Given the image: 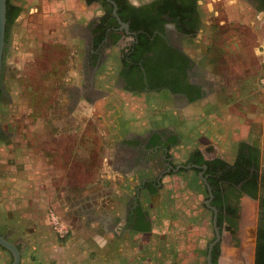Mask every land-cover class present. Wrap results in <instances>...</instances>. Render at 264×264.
Returning a JSON list of instances; mask_svg holds the SVG:
<instances>
[{"label": "crops", "instance_id": "1", "mask_svg": "<svg viewBox=\"0 0 264 264\" xmlns=\"http://www.w3.org/2000/svg\"><path fill=\"white\" fill-rule=\"evenodd\" d=\"M54 3L55 7L65 6V9L61 12V22L57 15H53L54 25L46 32V36H49L50 40L54 36H59L60 39L67 37L68 42L60 40L63 44H56L55 48L64 52L62 48L65 47V64L72 66L75 62L79 67L76 75L73 72L69 74L68 71L62 79L64 87L59 92L65 102L57 111L62 123L57 126L53 140L38 139V142L40 154L42 145L48 143L61 149L60 164L64 165V169L61 171V183L54 193L58 210L55 205L52 209L68 224L69 234L65 239H58L47 224L45 216L43 222L29 219L26 223L15 225L14 213L17 206L10 202L9 197L4 199L11 190L7 189L3 193L2 183L0 230H8L11 242L18 246V264H187L190 250L187 247L189 251L185 254L184 247L190 245V239L198 244L204 239L205 218H201L196 231L192 223L200 220L199 212L197 209L191 211L185 199L188 195L201 193L205 199L202 185L189 181L193 179L191 170L186 173L183 170L184 173L173 170L163 175L157 186L149 187L151 192L139 187L142 180L152 177L147 164L140 165L137 160L139 142L136 137H140L142 130L146 128V124L140 122L135 115L136 111L141 109V98L136 92L130 93L127 88L118 85L116 78L110 81L113 86L111 89L96 88L83 73L85 64L88 60L93 64L99 50L94 45L91 47L86 38L89 36L87 23L91 15L98 12L96 6H86L81 0L69 1L64 5H58L55 1ZM32 7L28 8L29 21L26 22L33 30L36 28L33 25L36 24H33L30 18L35 10ZM64 28L67 36L63 33ZM258 32L259 45L250 51L257 59L256 63L240 66L241 70L234 67L231 56H228L238 48L237 45L221 50L220 63L217 61L213 64L208 58L210 56L205 55L202 65L205 95L198 103L181 104L173 98L162 103L152 101L153 109L158 107L160 110L165 109L168 114L175 115V123L169 127V131L178 137L174 144L158 148V153L163 151L172 163L178 164L184 161L187 154L197 149L205 159L218 157L230 163L240 142L256 144L258 148H262L255 141H258V130L253 133L251 128L260 124L264 132V106L254 103L259 110L253 107L242 112L227 103L230 99L235 102L246 98L248 101L259 92L264 93V83L260 82V79L264 81V27ZM32 34L30 33L31 36ZM100 49L102 57L99 70L104 72L103 75L110 71L116 77L113 72L120 68L123 42L119 39L106 43ZM97 101H100L97 104L98 110L109 116V120L98 127L103 133L98 151L100 162L90 177H82L83 173H80V177L78 171L86 172L88 150L90 147L94 148L93 143L79 141L78 133H75V140H67L61 135L65 137L69 132L72 134L74 123H68V120L93 111ZM5 103L6 101H0V110ZM87 104L92 107L86 108ZM102 106L103 109H99ZM40 128L41 136L46 132ZM75 128L77 125L74 130ZM2 133L0 146L3 147L6 143L16 152L19 148L17 132L9 127V130ZM59 137L65 140H60ZM22 141L23 149H29L27 154L32 155L31 149L34 148L35 141H28V145L26 139ZM259 159H264L261 152ZM71 163L75 165L73 173L84 179V183L79 181V177L76 180L75 176H68V166ZM5 179L28 183L25 176L21 179L9 171L6 175L0 174V182ZM196 181L198 182V179ZM180 192L181 196L178 197ZM148 203L152 208L143 207ZM141 206L142 212L145 213L143 219L146 231L137 230L142 219L138 221V215L135 213ZM203 207L206 209L204 204ZM7 260L6 251L0 249V264H6Z\"/></svg>", "mask_w": 264, "mask_h": 264}, {"label": "rangeland", "instance_id": "2", "mask_svg": "<svg viewBox=\"0 0 264 264\" xmlns=\"http://www.w3.org/2000/svg\"><path fill=\"white\" fill-rule=\"evenodd\" d=\"M10 1L19 5L22 10L9 27L5 40L0 80L5 90V96L2 101H6V103L3 107L1 106L0 110V130L5 132L9 130V127L15 130L19 136L17 137L19 148L14 152L6 143L3 147L0 146V174L6 175L9 171V173H14L16 177L21 179L25 176L28 183L14 179H5L0 183H2L3 193L7 189L12 191V194H10L11 191H9L8 195L5 194L4 199L9 197L10 202L17 206L14 213L16 217L14 224L16 225L18 223H26L29 219L43 222V217L48 208H53L55 205L58 210L54 193H56L55 189L61 183V171L64 169V165L60 164L62 152L60 148L52 147L48 143L47 145H42L41 151L43 155L40 154L38 139L44 141L51 138L53 140L57 126L62 123L59 115H57V111L62 108L65 102L61 98L60 93L64 87V82H62L64 80L62 79L68 71L69 74L73 72L76 75L79 65L75 62L72 66L65 64L66 48H62L64 52L59 51V48H55L56 44L62 43L60 40L68 42L69 39L67 37L60 39L59 36H54L50 40L49 36H46V32L52 29L54 25V22H52L54 21L53 15H57L60 20L61 12L65 9V6L55 7L54 1L58 5H64V3L73 0ZM132 1L136 2L138 0ZM210 2L211 4L206 3L203 9V32L199 34L197 41H194L195 44L192 47L189 46L191 49L187 50L188 53L192 56L200 57L207 54L210 56L208 57L209 60L214 64L217 61L220 63L222 49L237 45L238 48L234 49L233 54L228 55L231 56L230 60L233 61L236 69L241 70L240 66L245 67V65L248 66L250 63H256L257 59L252 56L250 51L259 45L258 31L264 27V13L252 10L245 0H220L214 3L210 0ZM30 6L35 8L30 16L33 24H36L33 25L36 27L33 30L30 29L31 27L26 22L29 18L27 11ZM51 7L55 9L51 11L50 9H53ZM30 33H33L32 36ZM63 33L67 36L65 28ZM205 50L206 52H204ZM62 55L64 56L62 57ZM113 73L117 74L115 71ZM103 74L104 72L99 69L95 71V87L101 90L111 89L113 86H111L110 81H114L115 74L110 71H107L105 75ZM259 87L257 85V88ZM139 97L141 98L142 106L140 110L136 111L135 115L145 125L146 116L154 110L152 108L154 105L144 95H139ZM233 102L234 100L230 99L227 103H231V105L236 106L242 112L253 109V107L259 110V108H256L258 106H254V103L256 105L261 103L263 107L264 93L259 92L256 96L250 97L248 101L246 98H242ZM99 103L100 101H97L93 106V111L90 110L88 114L85 113L79 117L75 116L68 120V123L73 122L74 126L77 125V128H75V130H78L77 132L73 126L72 134L69 132L65 137L63 134L61 135L67 140H75L77 138L75 133H78L79 141H88L89 144L93 143L94 148L90 147L88 150L89 161L85 165L86 172L78 171L79 176L80 173L84 174L82 177H90L100 162L98 151L103 140V133L99 131L98 127L105 124L109 120V116L105 112L98 110L97 104ZM91 107V105L87 104L86 108ZM99 109H103V106ZM39 127H41V131L46 133L40 136ZM251 129L253 133H257L258 130V141H255L259 147H262L259 150L264 156L263 128L259 124L258 126L254 125ZM63 138L59 137L58 139L65 140ZM22 139L27 140V145L29 144L28 141H35L34 150L31 149L32 155L27 154L29 149H23ZM46 146L47 148H45ZM45 149H47V152H45ZM261 161L264 163V159ZM68 167V176H75L77 180L79 176L73 173V169H75L74 163L69 164ZM30 172L31 178H29ZM182 173L184 172L182 171ZM80 177L79 181L84 183V179H80ZM192 177L193 179L189 181L194 184L200 183L196 181L195 174ZM178 194V197H180L181 192ZM203 200L202 193L200 195H188L185 199L191 211L197 209L199 212L200 220L197 219V222L193 221L192 223L195 225L194 229L196 231L201 218H205L204 241L202 240L198 244L193 242V239H190V245L188 244L184 247L185 254L189 250L204 248L206 242L213 236L211 216L209 211L203 207ZM143 207L149 208L151 206L148 203L144 204ZM255 211V201L241 197L239 200V217L236 232L233 236L225 230L221 232L218 246L219 255L216 259V264H252ZM187 247L189 250H187ZM6 255L8 259L6 264H9L11 257L7 252Z\"/></svg>", "mask_w": 264, "mask_h": 264}, {"label": "flooded vegetation", "instance_id": "3", "mask_svg": "<svg viewBox=\"0 0 264 264\" xmlns=\"http://www.w3.org/2000/svg\"><path fill=\"white\" fill-rule=\"evenodd\" d=\"M81 1H83L86 6L90 4L95 5L98 11L97 14L91 15L92 17L89 19L86 26V30L89 32V36L86 38L89 40L88 43L90 46L92 47V45H94V40L97 35L102 36L96 45V48L99 49L96 60L93 64L88 60L84 66L85 70L83 73L89 81L91 80V82L95 84L94 73L101 66L99 65L102 57L100 48L104 47L106 43L116 42L120 39L124 45L123 53H121V60H124L121 62L120 68L116 74L117 76L115 77V82L118 85L127 88L131 91L130 93L136 92L138 95H144V97H147V100L151 102L157 101L158 103H162L170 101L171 98H173L175 101L181 102V104L183 102L198 103L200 99L204 98L202 65L205 56H192L187 50L191 49L189 46L192 47V45L195 44L194 41H197L196 39L199 34L203 32V9L206 3L211 4L210 0H207V2L206 0H138L136 2L132 0ZM211 1L214 3L220 0ZM245 1L250 5L252 10L264 13V0ZM113 5L115 7H113ZM113 8H115V13L119 22L125 24L126 28H124L113 16ZM118 11L124 18L127 17V21L121 20ZM133 18L137 20V24H145L149 32L143 31L140 29L141 27L136 31L130 30L128 22H131ZM139 32L142 34L137 35ZM113 34L118 35L115 41H113ZM124 61H126V63H124ZM95 66L96 69L93 70ZM3 88L2 81L0 80V101H2L5 96V90ZM173 116L175 115L166 113L165 109L160 110L156 107L150 115L146 116V128L142 130L141 136L136 137L139 142V152L137 153V160H139L138 164H147V169L152 176L150 179L142 180L139 185V187L141 186L145 191L151 192L149 187L153 188L157 186L159 179L173 170L176 172L182 169L184 172H188L191 168L196 167L189 162L193 160L190 153L187 154L184 161L178 163L179 166H177L178 164L172 163L163 151L161 153L157 152L158 148L162 149L178 141V137L169 131V127L175 123ZM2 137L3 133L0 131V139H2ZM237 149L238 148H235V155ZM259 162V171L264 175V163H262L260 159ZM202 166H200V171L193 172L191 170V172L195 174L198 182H200L199 184L204 185L198 178V174L201 173L202 175V171L205 168V166L204 168H202ZM203 177L205 180V176ZM201 190H203V188H201ZM205 190V199L209 198L208 205L215 209L216 223L217 209L210 204L213 195L211 194L210 188V196H208L206 187ZM257 195L258 197L256 199L246 194H242L241 196L248 200L255 201L256 203L255 226L253 229L254 245L257 226H261V220H259V218L264 214V187L259 188ZM142 209L141 206V209L135 213L136 215L140 213V215L138 214L139 216H137L142 219L140 225L144 224L143 218L145 213L142 212ZM206 210L209 211L212 222L214 212L207 207ZM221 228L220 226L219 229ZM0 234L11 242L8 230H0ZM213 237L214 235L207 241L204 248L190 250L187 264H207V253H209V263L212 264L211 253L216 245L219 246L220 243L219 240V242L214 243L208 248ZM14 245L18 247L16 244ZM7 253L10 255L8 251Z\"/></svg>", "mask_w": 264, "mask_h": 264}, {"label": "trees", "instance_id": "4", "mask_svg": "<svg viewBox=\"0 0 264 264\" xmlns=\"http://www.w3.org/2000/svg\"><path fill=\"white\" fill-rule=\"evenodd\" d=\"M89 1L90 0H87V2ZM21 10L22 9L19 5L12 3L10 0L5 1L4 42L9 27L20 14ZM118 15L121 20L127 21V17L124 18L120 15L119 11ZM136 22L137 20L135 18H133L131 22H128L130 30L136 31L141 27L140 29L143 31L149 32L145 27V24H137ZM141 34L142 33L139 32L137 35ZM101 38V35H97L94 40V46L98 44ZM117 38L118 35L113 34V41ZM123 60H121V62H123ZM124 63H126V61H124ZM237 148L235 158L231 163L218 157L205 159L197 149L190 153L193 160H188L196 166L191 168L193 172H198L200 171V166H205L202 175L205 176V180L210 188L211 194L213 195L210 204L217 209L216 225L218 227L221 226L223 230L232 236L236 232V225L239 217V198L242 194H246L249 197L256 199L258 197L257 192L259 188L264 187V175L259 171L260 150L258 146L252 143L248 144L246 142H240L238 143ZM179 171H182V169H179ZM202 188L204 194H206L205 186L202 185ZM138 214L140 215V213H137V215ZM137 220L140 221L141 218L137 217ZM259 220H261V226H257L253 264H264V214ZM137 230L146 231L147 227L142 224L139 225ZM0 249L6 251L1 246ZM218 254L219 248L216 245L211 253L212 264H216Z\"/></svg>", "mask_w": 264, "mask_h": 264}, {"label": "water", "instance_id": "5", "mask_svg": "<svg viewBox=\"0 0 264 264\" xmlns=\"http://www.w3.org/2000/svg\"><path fill=\"white\" fill-rule=\"evenodd\" d=\"M5 1L6 0H0V74H1V67H2V56H3L4 46H5V42H4ZM113 7H115V6L113 5ZM112 14L118 20L116 13H115V8L112 9ZM118 22H119V20H118ZM119 23H121V22H119ZM121 24L123 25L124 28H126L125 24H123V23H121ZM202 168H204V165L202 166ZM198 178L204 183V185L208 191V196H210L209 187H208L207 183L205 182L204 177L201 175V173L198 174ZM208 200H209V198L203 200V204H204V206H206L207 208H210L214 212V214L212 216V222H211L214 237H213V240L208 245V248H210L214 243L219 242L220 235L222 232V228L219 229V227L216 226L215 209L208 205ZM0 246L10 253L11 260H10L9 264H18L19 263L20 255H19L18 247H16L12 242L7 240L2 234H0ZM206 260H207V264H210L209 263V253H207Z\"/></svg>", "mask_w": 264, "mask_h": 264}, {"label": "built area", "instance_id": "6", "mask_svg": "<svg viewBox=\"0 0 264 264\" xmlns=\"http://www.w3.org/2000/svg\"><path fill=\"white\" fill-rule=\"evenodd\" d=\"M260 82L264 83L263 79H260ZM45 219L56 237H67V235L69 234L68 224L59 216V214H57L54 209L48 208L46 210Z\"/></svg>", "mask_w": 264, "mask_h": 264}]
</instances>
